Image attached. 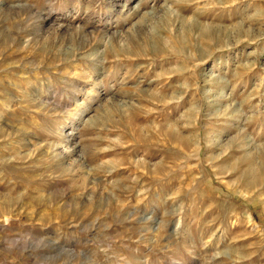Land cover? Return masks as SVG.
<instances>
[{"label": "rangeland", "instance_id": "1", "mask_svg": "<svg viewBox=\"0 0 264 264\" xmlns=\"http://www.w3.org/2000/svg\"><path fill=\"white\" fill-rule=\"evenodd\" d=\"M0 264H264V0H0Z\"/></svg>", "mask_w": 264, "mask_h": 264}]
</instances>
